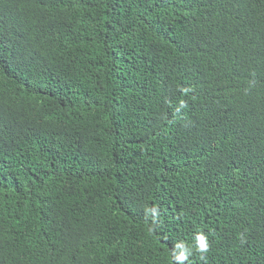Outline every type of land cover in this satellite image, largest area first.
<instances>
[{"label": "trees", "instance_id": "16d2710c", "mask_svg": "<svg viewBox=\"0 0 264 264\" xmlns=\"http://www.w3.org/2000/svg\"><path fill=\"white\" fill-rule=\"evenodd\" d=\"M177 243L264 264V0H0V264Z\"/></svg>", "mask_w": 264, "mask_h": 264}, {"label": "clouds", "instance_id": "9594fccd", "mask_svg": "<svg viewBox=\"0 0 264 264\" xmlns=\"http://www.w3.org/2000/svg\"><path fill=\"white\" fill-rule=\"evenodd\" d=\"M208 247L207 237L203 233L198 234L196 250L200 253H206ZM175 248L179 249L178 254L175 255V260L179 262V264H183V262L191 255L192 248L186 246L184 243H177Z\"/></svg>", "mask_w": 264, "mask_h": 264}]
</instances>
